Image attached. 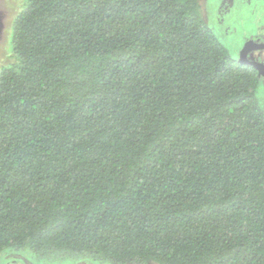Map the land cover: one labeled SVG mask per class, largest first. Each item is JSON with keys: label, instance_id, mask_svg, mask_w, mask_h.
Segmentation results:
<instances>
[{"label": "trees", "instance_id": "obj_1", "mask_svg": "<svg viewBox=\"0 0 264 264\" xmlns=\"http://www.w3.org/2000/svg\"><path fill=\"white\" fill-rule=\"evenodd\" d=\"M201 1L25 0L0 67V255L264 264V85Z\"/></svg>", "mask_w": 264, "mask_h": 264}, {"label": "rangeland", "instance_id": "obj_2", "mask_svg": "<svg viewBox=\"0 0 264 264\" xmlns=\"http://www.w3.org/2000/svg\"><path fill=\"white\" fill-rule=\"evenodd\" d=\"M24 3L25 0H0V67L10 53L11 21L17 12L23 9ZM200 5L203 20L212 28L217 27L218 33H221L225 39L222 43L231 52L233 58H237L238 50L246 38L252 37L253 34L264 35V0H202ZM210 9H217L218 13L216 11L209 13ZM254 54V61L246 60L264 63V51ZM256 57L260 58L257 59ZM237 60L239 59L237 58ZM262 85H264L263 82ZM258 88L256 98L261 104H264V89ZM58 259L59 261L67 259V255L60 253L58 256L47 260L30 250H26L5 256L0 255V264H95L77 259L56 263L55 260Z\"/></svg>", "mask_w": 264, "mask_h": 264}, {"label": "flooded vegetation", "instance_id": "obj_3", "mask_svg": "<svg viewBox=\"0 0 264 264\" xmlns=\"http://www.w3.org/2000/svg\"><path fill=\"white\" fill-rule=\"evenodd\" d=\"M212 11H214V12L216 11V13H218L217 9L216 10L210 9L209 13L212 12ZM213 28L217 31V27L216 26H214ZM263 44H264V35L253 34L252 37H248V38L245 39V41H244L243 45L241 46L240 50H238L239 52L237 54V58L239 59L240 56L241 57L243 56L245 59L254 61V56H255L254 53L255 52L259 53V52H263L264 51V48L263 49H256L254 47H256L258 45H263ZM256 58L259 59L260 57H256ZM262 64H264V63H262ZM259 79L264 84V77H259ZM51 263H54V262H51ZM56 263H59V262H56Z\"/></svg>", "mask_w": 264, "mask_h": 264}, {"label": "water", "instance_id": "obj_4", "mask_svg": "<svg viewBox=\"0 0 264 264\" xmlns=\"http://www.w3.org/2000/svg\"><path fill=\"white\" fill-rule=\"evenodd\" d=\"M254 48L263 49L264 48V44L263 45H258V46L254 47ZM238 61L240 63H242V64H246V65H249V66L253 67L254 70L257 72V75L259 77H264V64L247 61L243 56L242 57L240 56Z\"/></svg>", "mask_w": 264, "mask_h": 264}]
</instances>
